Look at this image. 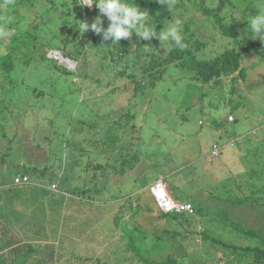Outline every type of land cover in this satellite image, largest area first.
<instances>
[{
	"label": "rangeland",
	"instance_id": "1",
	"mask_svg": "<svg viewBox=\"0 0 264 264\" xmlns=\"http://www.w3.org/2000/svg\"><path fill=\"white\" fill-rule=\"evenodd\" d=\"M208 1L212 7L218 2ZM185 2L187 16L195 21L196 37L204 43L201 55L209 58L225 46L233 47L232 35L223 34L192 0ZM233 3L221 11L230 33L241 44L256 40L264 46V41L251 38L243 18L257 14L256 0ZM84 5L91 8L93 3ZM67 6H73L70 0ZM56 13L44 14L52 24L41 23L45 17L22 23V29L36 33V46L27 54L31 60L19 62L9 78L0 72V97L5 99L0 112V247L8 241L13 246L19 241L35 246L29 255L24 254L26 248H0L2 262L98 264L99 258L106 264H143L128 248L122 228L141 224L168 241L151 250L157 259L173 254L177 264H247L251 257L237 258L232 249L205 240L201 230L210 228V233L232 246L259 244L244 232L217 222L215 211L224 206L231 212V220L262 234L264 206L239 207L209 193L216 190L221 194L220 185L229 176L243 181L242 190L237 188L238 182L226 183L231 185L232 195H250L253 182L261 184L248 176L253 168L264 166V59L247 51L242 59L245 78L224 76L221 86L210 87V95L204 99L199 97L200 88L208 90L209 86L193 78L191 71L174 65L154 87L141 90L119 71L124 60L100 57V46L95 44L104 39L102 34L91 29L81 34L79 21L70 28L79 32V41L68 44L66 51L75 53L83 44V52H88H81L76 62H62L53 53L52 57L51 50H57L49 46V40L56 37L53 41L62 48L58 40L66 35ZM148 16L146 23L156 26ZM176 19L181 21L176 16L172 22ZM36 23L40 24L37 28ZM103 26L106 28L104 20ZM18 28L0 35V55L8 51L6 42ZM158 46L167 47L165 42ZM230 98L242 109L234 110V123L226 119L233 114ZM232 131L239 136L231 142ZM110 134L118 136L115 148L110 146L112 139H107ZM215 143L217 154L213 153ZM38 169L45 172L40 175ZM26 170L30 182L14 183L16 173ZM159 177L166 180L175 200L196 198L213 213L200 215L193 210L188 220L183 216L170 222L161 217L152 196L142 194ZM142 199L148 209H136ZM163 228L175 229L176 238ZM150 238L147 242L152 243Z\"/></svg>",
	"mask_w": 264,
	"mask_h": 264
},
{
	"label": "trees",
	"instance_id": "2",
	"mask_svg": "<svg viewBox=\"0 0 264 264\" xmlns=\"http://www.w3.org/2000/svg\"><path fill=\"white\" fill-rule=\"evenodd\" d=\"M5 1L7 4L3 5L2 3ZM67 1L68 0H0V18L2 17V19H0V33L7 35L14 26L19 27L17 32L10 37L9 42H6L8 51L0 55V72H3V74L6 73L4 76L9 78L10 72L15 69L19 62L27 64L31 60V58H28L27 54L33 51L34 45L36 46V33L34 31H29V29H22L24 25L22 23H25L26 21L30 23L31 21H35V19L37 20L38 18L40 19L45 17L41 23L52 24L50 18L44 15L49 11L54 13L57 12L56 14L59 18H61L59 19L58 24L61 25L62 29L66 30L65 37L58 40L62 42V48L56 46V43L53 41L54 38H56L54 36L51 42L49 40V46L57 48L63 53V55L76 61L79 59L81 52H88V50L83 52V44L78 46V49H76L77 51L75 53L74 51H66V47L70 43H76L79 41V32L76 31V29H73V32L70 31L72 23L83 20L91 24L96 19V17L100 15L99 9L96 7L97 0H93V6L91 8L81 4L80 0H70L73 6L68 7ZM129 2L137 4L142 11L146 10L148 15H151L150 20L156 22L158 30L162 29L163 25L166 26L170 21L172 22L176 16H178L182 22L180 25V30L183 37V48L175 45L171 41H166L165 43L167 47L161 48L158 46V44L161 43L158 39L153 38L150 42L147 40H138L135 33L130 39L122 38L120 44L117 45H112L110 40L106 41L104 39H101L97 42V44H95L100 46L99 51L102 55L100 57H111L112 60H124V68L119 71L122 75H127L133 79V81L137 83L141 90H143V87L145 86L154 87L158 80L162 79L168 67L174 65L191 71L193 73V78H195L197 81H200L202 84L209 86L208 90H204L202 86L200 88L199 97L204 99L206 96L210 95V87L217 85H219V87L221 86L220 84L224 76L233 75V80L237 79V77L245 78V70L242 65V59L245 57V53L247 51H255L262 57V59H264L263 45H261L256 40L252 41L249 45L241 44L238 38H236V35L230 33L229 26L224 22V15H221V11L227 4L234 5L233 0H218L216 7H212L208 0H192L194 7L196 9H200L206 15V19L210 20L214 24H218L223 29V34L232 35L234 40L233 47L225 46L223 51L218 52L209 58L204 57L205 53L203 55L200 54L204 43L196 37L197 33L194 30L195 21L194 19H191L187 16L186 10L188 9V4L185 2V0H175V6L171 11L168 9L166 3L161 4L159 0H129ZM57 5H60V7L58 8ZM103 20L107 28L109 25L107 17H104ZM39 25L40 24L36 23L35 27L37 28ZM25 40H28L29 42H25ZM24 45H27L26 49L22 48ZM62 49L64 51H62ZM17 54L20 56H17ZM62 67H64L66 70H70L65 66ZM130 69L132 70L131 72L128 71ZM235 88V86H232V91H234ZM4 100L5 99L3 97H0V112L3 111L1 108V103H3ZM229 102V111L231 113H233L234 110H242L241 107H238L239 104L234 102L232 98L229 99ZM226 119L233 123L237 121V117L234 113L230 114L229 116L227 115ZM107 131L109 132L110 128H108ZM256 132L257 130L251 133L255 134ZM110 135H108L107 139H112L110 146L115 148L116 145L114 143L118 141V136ZM237 136L239 135L235 131H232L230 134L231 140L229 141L232 142L233 140L237 139ZM248 136L249 135H246L244 138H247ZM237 141H239V139ZM218 147V143H215L213 153H218ZM99 166L101 167L102 165ZM121 169H124V167ZM36 172H39L38 174L42 175L45 170L38 169ZM25 173H28L30 178V172L26 170ZM248 178H252V180H259L261 182V184H255V182H253L251 186L255 188L250 190V195H232L231 191L229 190V188L232 187H230L231 185L228 186L226 183H233L235 181L237 184L238 181L229 176L226 178L227 181L220 185L222 188V192H220L221 194L215 190L211 191L209 196L223 201L224 203H232L233 205L239 207H244L248 204L254 205L256 203L260 206H264V203L262 202L264 201V166L260 170L253 168L250 171ZM259 185H262V187H259ZM237 188L241 190L243 189V181L238 182ZM142 192L144 196H152L154 204L156 205L155 199L150 190V186L148 187V192ZM145 192L147 194H145ZM256 193H259L260 196H255ZM185 201L190 202L193 205L195 214L205 215L213 213V211L209 209L210 206H206L205 204L203 205V203H201L196 198H189ZM132 203L133 202H131V204ZM147 205L148 203L143 202L142 199V201H139V204L135 206L136 209L142 208L145 210L148 209ZM156 208L161 217L168 219L169 222L171 220H178L183 216L186 220H188L194 215L186 211L163 212L157 206ZM215 212V217L218 219L217 222H224L222 224L229 225L231 228L237 229L240 232H244L247 237L256 239L259 244L256 246H232L231 244L223 241V239L215 237L213 233H210V228L208 227L201 230L202 237L205 240L221 243L225 247L232 249L235 255L236 253L239 255L237 257L239 259L240 256H248L249 258L251 257V260L247 261V264H264V229H262V234H259L253 228L243 226L242 223L231 220V212L224 206H219ZM116 219H118L117 215L115 216V220ZM219 225L220 224H216L215 227L217 228ZM122 228L123 234L128 239V248L133 250V252L138 255L143 264H177V257L173 254H169L162 259H157L151 253L153 248H159L160 244H164V242L167 241L162 235L152 234L147 227H143L141 224H135L130 229L129 227L127 228L126 225L122 226ZM168 228L163 229H166L165 232L167 235H171V238L175 239L178 232H176L175 229L170 230ZM149 237H151L150 239L152 240V243L147 242ZM7 243V245L0 248L11 247L15 248V250L16 248H26L24 254L28 255L31 254V250L35 248L32 243L27 241H19L17 246H13L15 244L14 242L10 243L8 241ZM239 248L242 249L241 253L238 250ZM1 257L2 254L0 253V264H4L1 260ZM96 260L98 261V264H106L105 262H100L99 258H96ZM26 261L27 260H20L18 264H27Z\"/></svg>",
	"mask_w": 264,
	"mask_h": 264
},
{
	"label": "clouds",
	"instance_id": "3",
	"mask_svg": "<svg viewBox=\"0 0 264 264\" xmlns=\"http://www.w3.org/2000/svg\"><path fill=\"white\" fill-rule=\"evenodd\" d=\"M159 2L161 4L166 3L170 11L175 6V0H159ZM80 3L91 6L93 0H80ZM253 6L257 9V14L248 15L243 18L247 20V30L251 32V38L264 41V0H256V3H254ZM96 7L99 9L100 15H98L91 24L85 21H79V23H77L81 34H84L91 29L98 34H102L104 40H110L112 45H117L120 44L122 38L130 39L135 33L138 40H147L150 42L153 38H156L161 44L166 41H171L181 48L184 47L183 37L180 30L181 21L179 19H176L174 22H171L166 26L163 25V28L160 31H157V26H150L146 23L149 17L148 12L146 10L142 11L137 4L130 3L129 0H97ZM104 17H107L109 21L107 28L103 26ZM241 18L242 17L239 19ZM3 34L4 33H0V35ZM56 50L58 49L56 48ZM54 51L55 50H51V55L52 53H56ZM66 58L67 60L62 62H76V60L72 58ZM18 174L27 173H16V175Z\"/></svg>",
	"mask_w": 264,
	"mask_h": 264
},
{
	"label": "built area",
	"instance_id": "4",
	"mask_svg": "<svg viewBox=\"0 0 264 264\" xmlns=\"http://www.w3.org/2000/svg\"><path fill=\"white\" fill-rule=\"evenodd\" d=\"M57 57V53H54ZM30 181L28 174H18L14 178V183L22 184ZM55 187V184H53ZM151 192L155 199L156 205L163 212H192L193 205L187 201H176L167 190V183L163 178H158L151 186Z\"/></svg>",
	"mask_w": 264,
	"mask_h": 264
},
{
	"label": "bare ground",
	"instance_id": "5",
	"mask_svg": "<svg viewBox=\"0 0 264 264\" xmlns=\"http://www.w3.org/2000/svg\"><path fill=\"white\" fill-rule=\"evenodd\" d=\"M51 56H52V55H51ZM53 56H54V58H56L55 55H53ZM53 56H52V57H53ZM57 58H59V60H61V61H64L63 59H64L65 57H64V55H63L60 51L57 50ZM66 60H67V59H66Z\"/></svg>",
	"mask_w": 264,
	"mask_h": 264
}]
</instances>
